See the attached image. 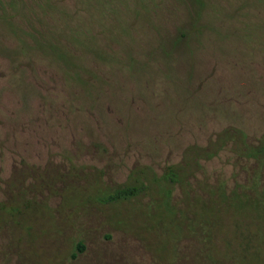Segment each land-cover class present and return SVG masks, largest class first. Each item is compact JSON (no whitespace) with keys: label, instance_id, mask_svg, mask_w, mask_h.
I'll list each match as a JSON object with an SVG mask.
<instances>
[{"label":"rangeland","instance_id":"rangeland-1","mask_svg":"<svg viewBox=\"0 0 264 264\" xmlns=\"http://www.w3.org/2000/svg\"><path fill=\"white\" fill-rule=\"evenodd\" d=\"M263 137L264 0H0V264H264Z\"/></svg>","mask_w":264,"mask_h":264},{"label":"trees","instance_id":"trees-1","mask_svg":"<svg viewBox=\"0 0 264 264\" xmlns=\"http://www.w3.org/2000/svg\"><path fill=\"white\" fill-rule=\"evenodd\" d=\"M250 156H254L257 159H263L264 158V137L262 139V142L260 145L258 146H254L251 147L248 151V153ZM176 173L174 170H170L168 172V178H170L171 181H176L175 179ZM140 192V187L137 186H127V187H122L119 188L117 190H115L113 193H110L108 195V200L109 201H115V200H119V199H130L133 196L137 195ZM262 197H258V198H254V201L251 202L250 206H254L260 203L259 200H261ZM260 227H262V225L257 226V229L251 233V237H253L255 239L256 243H259L258 245V250L260 251V256L258 257L257 255H253L251 256V259L257 263L259 261V258L261 257L262 254H264V225H263V230L260 229ZM250 237V239H251ZM250 239L249 241H246V248H249V243H250ZM80 249H83L84 246L82 244L79 245ZM243 250V249H242ZM248 251L243 250V254H241V257H244L245 254H247ZM248 256H250L249 254H247ZM73 256L76 257L77 256V252L73 253ZM244 259V258H243ZM242 259V260H243Z\"/></svg>","mask_w":264,"mask_h":264}]
</instances>
